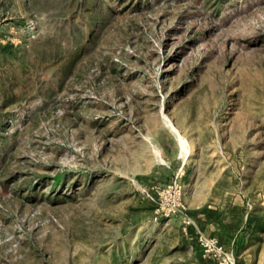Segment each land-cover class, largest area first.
Here are the masks:
<instances>
[{"label":"rangeland","instance_id":"374dc122","mask_svg":"<svg viewBox=\"0 0 264 264\" xmlns=\"http://www.w3.org/2000/svg\"><path fill=\"white\" fill-rule=\"evenodd\" d=\"M16 4L0 22V264H194L197 207L264 212V0H102L109 24L63 80L86 17Z\"/></svg>","mask_w":264,"mask_h":264},{"label":"crops","instance_id":"0c3cea01","mask_svg":"<svg viewBox=\"0 0 264 264\" xmlns=\"http://www.w3.org/2000/svg\"><path fill=\"white\" fill-rule=\"evenodd\" d=\"M242 202L237 205L230 199L221 204L210 202L203 207H197L194 222L185 230L188 244L196 249L194 264H217L213 259L204 256L197 243L198 232L219 238L225 249L236 254L237 264H264V236L254 245L249 241L244 233L249 211H245L247 207Z\"/></svg>","mask_w":264,"mask_h":264},{"label":"trees","instance_id":"16d2710c","mask_svg":"<svg viewBox=\"0 0 264 264\" xmlns=\"http://www.w3.org/2000/svg\"><path fill=\"white\" fill-rule=\"evenodd\" d=\"M20 1V0H19ZM29 4V0H22ZM71 5L76 6V10L80 16L86 17V22L81 23L84 28L78 24L72 27L74 38L72 40L73 48L70 50V61L68 65L62 69L60 78H66L77 64L91 49L95 47L99 34L103 33L109 24L111 14L115 11L109 5L101 4L102 0H69ZM17 0H0V22L8 23L11 9L17 5ZM125 0H119V3ZM18 20V19H16ZM85 21V20H84ZM10 104L13 101L9 102ZM2 115V114H0ZM7 115L0 116V127L2 123L7 121ZM63 180V175L58 174L54 177V183L59 184ZM188 183V180H186ZM244 233L247 235L249 241H260V235L264 233V212L253 207L248 212L247 222L244 228Z\"/></svg>","mask_w":264,"mask_h":264},{"label":"built area","instance_id":"2783aa9c","mask_svg":"<svg viewBox=\"0 0 264 264\" xmlns=\"http://www.w3.org/2000/svg\"><path fill=\"white\" fill-rule=\"evenodd\" d=\"M192 218L184 221L185 228L191 226ZM197 243L204 256L213 259L217 264H237V256L233 251L224 248L219 238L203 232L197 233Z\"/></svg>","mask_w":264,"mask_h":264}]
</instances>
